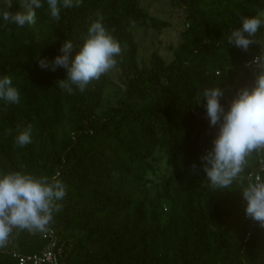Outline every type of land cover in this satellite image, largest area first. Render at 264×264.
<instances>
[{
    "label": "trees",
    "instance_id": "trees-1",
    "mask_svg": "<svg viewBox=\"0 0 264 264\" xmlns=\"http://www.w3.org/2000/svg\"><path fill=\"white\" fill-rule=\"evenodd\" d=\"M170 2L183 11L180 41L169 46V59L155 50L147 63L139 60L134 27L169 23L142 0H83L55 24L37 11L31 27L0 28V73L20 93L18 104L0 103V170L59 173L67 192L50 225L58 264H264V228L246 219L240 189L207 186L199 156L218 126H209L203 102L192 100L216 82L227 108L238 89L252 85L258 46L243 51L226 38L241 15L264 4ZM18 8L11 0L10 10ZM96 13L121 43L115 69L123 90L114 102L105 98L110 72L83 94L67 95L54 85L64 69H41L36 61L51 60L66 37L78 40ZM28 125L32 143L17 147L14 137ZM45 244L39 233L13 230L0 264H17L14 250L34 254Z\"/></svg>",
    "mask_w": 264,
    "mask_h": 264
},
{
    "label": "clouds",
    "instance_id": "clouds-1",
    "mask_svg": "<svg viewBox=\"0 0 264 264\" xmlns=\"http://www.w3.org/2000/svg\"><path fill=\"white\" fill-rule=\"evenodd\" d=\"M18 10L11 11V0H0V28L23 29L34 25L37 11L45 13L55 24L66 10L81 7L83 0H18ZM264 4V0H261ZM264 7L254 14L240 16L226 43L247 51L257 45L259 54L252 57L256 76L250 87L238 89L228 102L221 104L222 90L216 82L199 89L193 102H203L209 126H218L210 147L200 156V170L210 190L238 187L245 201L244 214L264 228ZM75 49V52H73ZM121 43L106 28L96 13L78 40L66 37L51 60L36 57L41 69H64L65 75L55 82L63 93L83 94L93 82L115 69ZM229 67V65H228ZM227 67V68H228ZM227 70V69H226ZM20 93L10 75L0 73V103L15 105ZM17 147L32 143L31 126L14 137ZM255 161V167H253ZM195 168V165H193ZM66 185L59 173L36 176L20 170H0V248H4L13 230L45 234L53 217L61 210Z\"/></svg>",
    "mask_w": 264,
    "mask_h": 264
},
{
    "label": "rangeland",
    "instance_id": "rangeland-1",
    "mask_svg": "<svg viewBox=\"0 0 264 264\" xmlns=\"http://www.w3.org/2000/svg\"><path fill=\"white\" fill-rule=\"evenodd\" d=\"M142 3L153 14L168 22L169 26L162 30L134 27L133 33L140 44L139 60L141 63H147L150 53L155 50L164 58L169 59V46H176L180 41L177 28H180L183 23V11L175 7L170 0H142ZM110 74L113 84L106 91L105 98L114 102L119 92L123 90V86L119 81V71L114 69ZM104 105L107 103L104 102Z\"/></svg>",
    "mask_w": 264,
    "mask_h": 264
},
{
    "label": "built area",
    "instance_id": "built-area-1",
    "mask_svg": "<svg viewBox=\"0 0 264 264\" xmlns=\"http://www.w3.org/2000/svg\"><path fill=\"white\" fill-rule=\"evenodd\" d=\"M246 219L251 221L248 217H246ZM29 234L34 235L35 233ZM41 236L46 240V244L38 253L26 255L14 250L10 253L11 258H13L17 264H58L60 249L55 234L49 230L47 233L41 234Z\"/></svg>",
    "mask_w": 264,
    "mask_h": 264
}]
</instances>
